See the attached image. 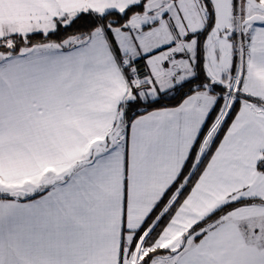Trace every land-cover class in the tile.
Returning a JSON list of instances; mask_svg holds the SVG:
<instances>
[{"label":"snow or ice","instance_id":"obj_1","mask_svg":"<svg viewBox=\"0 0 264 264\" xmlns=\"http://www.w3.org/2000/svg\"><path fill=\"white\" fill-rule=\"evenodd\" d=\"M0 264H264V0H0Z\"/></svg>","mask_w":264,"mask_h":264}]
</instances>
